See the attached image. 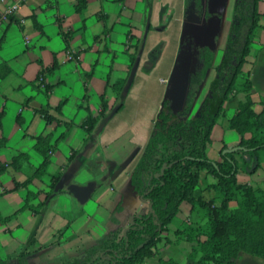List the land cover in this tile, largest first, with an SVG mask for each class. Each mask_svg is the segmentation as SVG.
<instances>
[{
  "label": "crops",
  "instance_id": "0c3cea01",
  "mask_svg": "<svg viewBox=\"0 0 264 264\" xmlns=\"http://www.w3.org/2000/svg\"><path fill=\"white\" fill-rule=\"evenodd\" d=\"M80 1L83 7L78 9ZM224 7L208 41L216 42L213 66L198 90L189 119L198 115L222 59L232 17L231 10L228 20ZM258 7L264 15V0H259ZM224 14L221 39L219 23ZM259 24L250 44L252 63L243 66L249 72L255 113L264 108L263 18ZM202 29L203 22H188L186 0L21 3L16 17L0 29V166H5L0 174L1 261L21 264L22 253L27 255L22 264H54L93 246L108 232L125 231L135 216L151 211L150 203L134 191L131 173L163 101H169L171 110L174 105L176 110L183 106L184 97L174 100L169 94L171 79L180 59L192 64L186 42L194 41L188 40L187 32L199 38ZM215 50L220 52L217 60ZM118 81H125L121 91L115 88ZM242 101L244 94L237 93L225 103L219 116L223 122L220 126L217 120L211 131L215 145L211 135L207 144L210 161H220L224 148L233 152L239 147L240 137L227 120ZM42 112L53 121L47 123ZM88 119L91 131L83 147ZM39 137H48L52 149L46 173L34 178L43 161L34 150ZM21 154L28 159L14 169L10 164ZM259 158L258 169L249 173L236 156L238 184L264 190V151ZM200 175L210 181L205 185L198 181L196 195L210 200L214 192L207 187L216 178L205 169ZM28 179L26 186H20ZM28 192L35 195L30 204L41 205L40 212L23 209ZM183 204L176 215L180 223L168 225L156 243L157 254L142 264H159V259L189 263L187 255L194 243L179 241L176 231L185 224L203 223L204 211ZM233 262L264 264L244 253Z\"/></svg>",
  "mask_w": 264,
  "mask_h": 264
},
{
  "label": "trees",
  "instance_id": "16d2710c",
  "mask_svg": "<svg viewBox=\"0 0 264 264\" xmlns=\"http://www.w3.org/2000/svg\"><path fill=\"white\" fill-rule=\"evenodd\" d=\"M81 2L78 9L83 7ZM258 3L259 0H234L222 59L215 68V77L198 115L189 119L198 90L213 66L216 42L208 41L211 30L216 29L215 23L221 19L224 0H186L187 18L203 22V32L199 38L188 39L194 42H190L192 64L185 100L179 111H172L167 99L163 101L130 178L134 191L150 203L151 211L135 216L125 231L108 232L93 246L76 256L59 258L54 264H142L157 254L155 247L160 235L167 231L184 202L204 211L203 223L185 224L176 231L179 241L194 243L187 255L188 264H234L240 253L264 260V190L236 181V156L242 160V170L253 173L260 165L259 152L264 151V108L260 113L254 112L249 72L243 71L246 63H252L249 62L250 44L264 19L258 12ZM124 84L125 81H118L115 88L121 91ZM237 93L244 94V101L227 122L239 135L241 150L223 154L218 162L210 161L206 148L211 131L225 103ZM42 115L47 123L53 121L47 113L42 112ZM91 125L92 120L88 119L83 147L88 142ZM51 149L48 137L36 139L34 150L43 161L35 170L34 178L46 173ZM27 159L26 154H21L10 165L19 169L21 162ZM200 169L216 178L215 184L207 187L214 192L210 200L195 193ZM4 170L5 166H0V174ZM53 187L54 184L51 189ZM34 198L35 195L28 192L23 209L40 212L41 205L30 204ZM232 204L234 208L230 207ZM26 258L27 255L21 253L18 261L25 263ZM7 263L8 260H0V264ZM159 264L178 263L159 259Z\"/></svg>",
  "mask_w": 264,
  "mask_h": 264
},
{
  "label": "water",
  "instance_id": "95a60500",
  "mask_svg": "<svg viewBox=\"0 0 264 264\" xmlns=\"http://www.w3.org/2000/svg\"><path fill=\"white\" fill-rule=\"evenodd\" d=\"M188 22H190V24L193 23V19H189L188 18ZM187 35L189 36L188 39L190 38V33L187 32ZM187 45H189V50L190 49V42H186ZM191 54V51H190ZM192 56V55H191ZM191 69V65H189L188 61H186L185 59H180L179 63L176 65L175 67V73L172 76L171 79V83H172V87L171 90L169 91L170 96H172L174 98V100H178V98L184 97L185 100V94H186V89H187V80H188V75ZM175 103V102H174ZM175 106V105H174ZM172 106V111H179L176 110V108ZM236 150H241V147L236 148ZM231 151L226 150L225 152H223V154L225 153H230Z\"/></svg>",
  "mask_w": 264,
  "mask_h": 264
},
{
  "label": "rangeland",
  "instance_id": "374dc122",
  "mask_svg": "<svg viewBox=\"0 0 264 264\" xmlns=\"http://www.w3.org/2000/svg\"><path fill=\"white\" fill-rule=\"evenodd\" d=\"M225 7H226V12H227V14H228V20L230 19V15H231V10H232V6H233V3H234V0H225ZM225 7H224V9H225ZM224 11V10H223ZM260 11V7H258V12ZM224 13V12H223ZM223 20H225V14H224V16H223V18H222V20H221V22L219 23L220 25H219V32H220V38L221 39H223ZM226 26H224V28H225ZM215 52H216V60L218 59V57H219V55H220V52H219V50H215ZM238 81H240V79H238ZM253 99H258V96H257V94L256 95H254L253 96ZM223 122V119H222V117H219L218 118V123L217 124H219L220 126H221V123ZM217 134V133H216ZM211 135V134H210ZM216 137V136H215ZM214 137V138H215ZM216 139H217V137H216ZM210 141H211V143L213 144V145H215V140L212 138V135H211V138H210ZM226 150H224L223 152H225ZM223 152H222V154H223ZM203 171V169H200V172H202ZM209 179H203L202 177H201V175H200V177H199V182L200 183H202V184H208L209 183ZM197 190H198V187H196V191H195V193H197ZM186 206V204H181V206H180V209H184V207ZM231 208H234L235 207V204H232L231 206H230ZM180 214V213H179ZM178 217V216H177ZM177 217L176 218H174L173 219V221L170 223V225L171 226H175L176 224H178V223H180V221H179V219H177ZM182 225V224H181ZM181 225H179V226H176V228H179V227H181ZM182 261L183 260H181V264H182Z\"/></svg>",
  "mask_w": 264,
  "mask_h": 264
},
{
  "label": "built area",
  "instance_id": "2783aa9c",
  "mask_svg": "<svg viewBox=\"0 0 264 264\" xmlns=\"http://www.w3.org/2000/svg\"><path fill=\"white\" fill-rule=\"evenodd\" d=\"M23 1L25 0H0V29L5 27L16 17ZM39 81H42V78H39Z\"/></svg>",
  "mask_w": 264,
  "mask_h": 264
}]
</instances>
